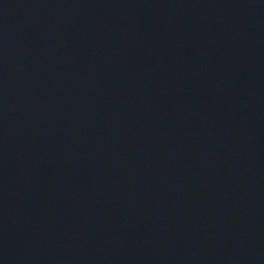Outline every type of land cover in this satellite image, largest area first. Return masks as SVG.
Returning <instances> with one entry per match:
<instances>
[{"label":"water","instance_id":"water-1","mask_svg":"<svg viewBox=\"0 0 264 264\" xmlns=\"http://www.w3.org/2000/svg\"><path fill=\"white\" fill-rule=\"evenodd\" d=\"M0 264H264V0H0Z\"/></svg>","mask_w":264,"mask_h":264}]
</instances>
